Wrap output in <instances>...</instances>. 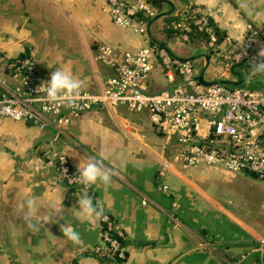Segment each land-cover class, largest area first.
Instances as JSON below:
<instances>
[{"label": "crops", "instance_id": "1", "mask_svg": "<svg viewBox=\"0 0 264 264\" xmlns=\"http://www.w3.org/2000/svg\"><path fill=\"white\" fill-rule=\"evenodd\" d=\"M170 1L175 8L169 15L212 9L211 24L223 45L241 44L248 22L264 27V18H256L264 13V0ZM151 2L155 15L171 8L163 0ZM165 16L151 24L152 38L178 57L194 58L200 70L204 55L211 61L213 53L207 38L184 41L179 27L180 34L168 38L162 30ZM141 44L138 32L114 24L107 0H0V53L32 56L45 81L63 69L81 81V90L98 92L114 74L98 58L101 47L110 45L120 56ZM148 86L150 91L169 86L157 62ZM176 151V141L150 121L147 110L125 105L94 107L62 132L1 117L0 264H107L94 252L104 223L79 211L78 197L84 195L103 204L105 214L124 232L128 252L122 264H217L223 259L264 264L258 222L232 211L210 191L212 180L222 178L258 189L253 178L259 177L210 166L184 167ZM57 152L69 156L78 174L81 159H103L112 172L111 185L85 188L65 182ZM29 198L39 204L33 219L39 220V231L23 219ZM63 225L74 228L82 243L64 236Z\"/></svg>", "mask_w": 264, "mask_h": 264}, {"label": "built area", "instance_id": "2", "mask_svg": "<svg viewBox=\"0 0 264 264\" xmlns=\"http://www.w3.org/2000/svg\"><path fill=\"white\" fill-rule=\"evenodd\" d=\"M107 2L114 24L138 32L142 44L123 51L120 56L110 45L101 47L99 60L114 69L103 88L98 92L80 90L75 106L65 101L53 107L45 100L46 92L37 91L46 81L38 72L35 59L30 55L9 58L0 53V118L25 120L41 129L62 132L75 119L99 105L147 110L150 121L176 141L175 158L184 167L224 168L253 173L264 179V88L200 83L192 60L178 57L167 46L153 41L148 21L156 10L151 0ZM189 12L180 13L176 23L182 29L181 38L189 41L191 25L196 26L205 32L213 52L223 63L222 72L208 78L231 79L234 66L252 65L253 61L261 60L264 27L248 22L241 44L223 45L211 25L212 9L195 7ZM156 62L169 86L150 91L148 79ZM8 75L16 82H11ZM55 156L61 178L69 184L80 183L69 156L65 152H57ZM105 217L102 218V241L94 252L107 264H120L127 258L125 234L108 214ZM258 249L264 252V238L260 239ZM218 264L242 263L223 259Z\"/></svg>", "mask_w": 264, "mask_h": 264}, {"label": "clouds", "instance_id": "3", "mask_svg": "<svg viewBox=\"0 0 264 264\" xmlns=\"http://www.w3.org/2000/svg\"><path fill=\"white\" fill-rule=\"evenodd\" d=\"M242 7H247V3H242ZM256 18H264V13H256ZM260 61H253L248 79H252L257 75L264 74V49L259 52ZM241 57L238 58V61ZM82 84L81 81L75 78L69 71L57 69L51 73L49 81L43 82L37 91L44 90L46 92L45 100L53 107L68 102L69 106H75L77 99L80 96ZM66 171V170H65ZM79 181L81 185L87 188L90 185L102 184L105 187L112 183V172L105 167L103 159L89 157L85 163L82 159L78 166ZM79 211L89 218H106L104 205L99 201L93 202L90 196L84 195L78 197ZM27 211L23 213V219L28 223V226L33 231H39V220L33 222L34 214L39 209L38 201L35 198L26 200ZM61 231L74 244H81L80 234L72 227L63 225Z\"/></svg>", "mask_w": 264, "mask_h": 264}, {"label": "rangeland", "instance_id": "4", "mask_svg": "<svg viewBox=\"0 0 264 264\" xmlns=\"http://www.w3.org/2000/svg\"><path fill=\"white\" fill-rule=\"evenodd\" d=\"M222 67L221 59L213 52L206 73L207 77L220 74ZM253 179L258 185V189L251 188L247 182L239 179L222 178L212 180L210 191L215 198L224 202L232 211L243 214L242 216L245 218L253 217L258 222V230L264 234V180Z\"/></svg>", "mask_w": 264, "mask_h": 264}, {"label": "water", "instance_id": "5", "mask_svg": "<svg viewBox=\"0 0 264 264\" xmlns=\"http://www.w3.org/2000/svg\"><path fill=\"white\" fill-rule=\"evenodd\" d=\"M167 2L171 8L167 11H162L155 15L153 18L150 19L148 22V29L150 31V26L151 24L158 18L169 15L174 11V4L170 0H163ZM188 2V0H186ZM159 45H163L160 42H157ZM206 61L205 64L201 67L200 70H198V75L197 79L200 83L204 85L212 84V83H225L229 85H256L260 88H264V74L260 75L259 77H254L252 79H248V74L246 73L247 68H250L252 65H247V64H242L238 66H234L232 68V75L233 77L231 79H220L217 77L214 78H208L206 73H207V68L210 62V55L205 54L204 55ZM194 58H191L190 60H193Z\"/></svg>", "mask_w": 264, "mask_h": 264}, {"label": "trees", "instance_id": "6", "mask_svg": "<svg viewBox=\"0 0 264 264\" xmlns=\"http://www.w3.org/2000/svg\"><path fill=\"white\" fill-rule=\"evenodd\" d=\"M154 1V0H153ZM184 10H182L183 12ZM181 12V13H182ZM180 19V13L178 15H168V16H165L163 17V21H164V24H163V31L166 33L167 37L168 38H175L177 37L179 34H180V30L175 27L174 23L176 21H178ZM212 25V24H211ZM214 28V31L216 32V34L218 35V38L220 40V34L218 33V31L216 30L215 27ZM188 35L190 37V40H193V39H198V40H205L207 37H206V34L204 31L202 30H199L196 26L194 25H191V30L188 32ZM155 39V38H154ZM153 39V41L155 42V40ZM207 40V39H206ZM163 43H166V41H163ZM28 54H23V55H20L19 57H23V56H26ZM247 70L250 71V68H247ZM5 72L6 73H11L8 69H5ZM252 174L253 176L255 177H258L257 175L253 174V173H250ZM124 239H123V243H124ZM125 244V243H124ZM124 261V260H123ZM123 261L121 260L120 261V264L123 263Z\"/></svg>", "mask_w": 264, "mask_h": 264}]
</instances>
